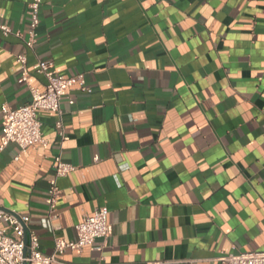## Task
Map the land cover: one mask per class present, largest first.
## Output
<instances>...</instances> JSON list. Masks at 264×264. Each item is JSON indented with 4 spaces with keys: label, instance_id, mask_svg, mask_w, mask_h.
<instances>
[{
    "label": "crops",
    "instance_id": "crops-1",
    "mask_svg": "<svg viewBox=\"0 0 264 264\" xmlns=\"http://www.w3.org/2000/svg\"><path fill=\"white\" fill-rule=\"evenodd\" d=\"M31 0H0V23L26 37ZM33 51L0 34V107L30 101L15 57L83 75L53 112L47 146L0 152V209L28 215L45 255L54 239L107 212L108 238L54 264H221L264 252V0H43ZM73 100L70 105L69 101ZM2 124L0 121V141ZM75 169L47 188L54 158Z\"/></svg>",
    "mask_w": 264,
    "mask_h": 264
},
{
    "label": "built area",
    "instance_id": "built-area-1",
    "mask_svg": "<svg viewBox=\"0 0 264 264\" xmlns=\"http://www.w3.org/2000/svg\"><path fill=\"white\" fill-rule=\"evenodd\" d=\"M43 0H31L27 5L28 29L26 37L19 31H13L7 24L0 23V34L3 37H13L20 40L28 51H33L38 37L39 10ZM15 61L20 69L21 81L27 86L30 101L19 108L12 109L7 105L0 107V121L2 124V137L0 152L10 144L19 149L15 158L24 154L34 145L43 148L47 146L42 134V124L39 120L40 112H53L58 116L55 128L59 131L61 140H65L62 131L60 102L70 90L91 93L86 87L84 76L66 78L53 71L51 62L38 60L32 71L44 79V86L39 89L30 84L27 59L19 54ZM73 104V100L69 101ZM70 164L62 162L59 156L54 158L53 178L48 183L47 195L49 198V228L53 232L51 221L57 218L56 206L60 195L57 180L66 177L74 171ZM29 216L14 211L0 209V264H54L58 257L66 250L81 252V250L98 240H105L109 235L107 212L97 209L93 214L84 216L75 226L76 241L63 242L54 239L53 251L45 255L39 250L37 237L28 230ZM26 236V244L24 238ZM25 253V255H24ZM221 264H264V252H240L227 254L218 258Z\"/></svg>",
    "mask_w": 264,
    "mask_h": 264
},
{
    "label": "water",
    "instance_id": "water-1",
    "mask_svg": "<svg viewBox=\"0 0 264 264\" xmlns=\"http://www.w3.org/2000/svg\"><path fill=\"white\" fill-rule=\"evenodd\" d=\"M26 242H27V240H26V236H25V238H24V243L26 244ZM24 255H25V253H24Z\"/></svg>",
    "mask_w": 264,
    "mask_h": 264
}]
</instances>
